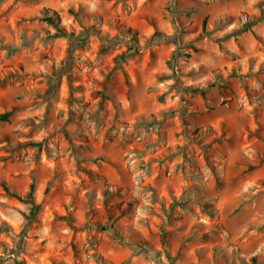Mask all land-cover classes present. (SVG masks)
Returning <instances> with one entry per match:
<instances>
[{
	"label": "rangeland",
	"instance_id": "1",
	"mask_svg": "<svg viewBox=\"0 0 264 264\" xmlns=\"http://www.w3.org/2000/svg\"><path fill=\"white\" fill-rule=\"evenodd\" d=\"M1 112L0 264H264V0H0Z\"/></svg>",
	"mask_w": 264,
	"mask_h": 264
},
{
	"label": "trees",
	"instance_id": "2",
	"mask_svg": "<svg viewBox=\"0 0 264 264\" xmlns=\"http://www.w3.org/2000/svg\"><path fill=\"white\" fill-rule=\"evenodd\" d=\"M42 19L47 24L53 26L57 35L64 36V37L68 38L69 40L70 39L72 40L73 33H67L64 31V29H62V27L60 26V18L55 11L50 10L48 8H45L42 11ZM199 92L202 95L205 94V90H200ZM10 115H11L10 112H1L0 113V121H7L9 119ZM15 196H17V195H15ZM17 198H19L20 200H23L24 202L30 204V212L28 214V219H33L39 210V204H37L35 202L34 197H33V186L32 185L30 186V189H29L28 193L25 195V197L17 196Z\"/></svg>",
	"mask_w": 264,
	"mask_h": 264
}]
</instances>
